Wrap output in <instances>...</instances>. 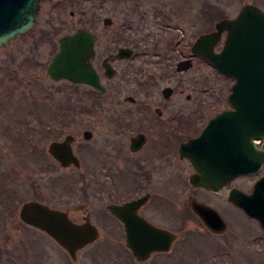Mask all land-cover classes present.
I'll return each instance as SVG.
<instances>
[{"label":"flooded vegetation","instance_id":"af4514ba","mask_svg":"<svg viewBox=\"0 0 264 264\" xmlns=\"http://www.w3.org/2000/svg\"><path fill=\"white\" fill-rule=\"evenodd\" d=\"M111 3L115 4L114 7ZM157 3L155 11L164 13L167 18V11L159 6L160 3L163 5V1L157 0ZM37 4L33 25L24 32L16 33L9 41L31 35V49H37L43 41L52 44L54 42L57 49L50 53L46 72L59 49V38L74 30L59 34L52 29H37L44 7L49 8L50 15L57 13L59 8L84 7L81 13L86 25L79 27H84L94 37L93 55L87 62L93 67L104 91L89 83L63 78L62 80L70 85L69 94H75L68 96L74 109L53 112L56 120L52 125L37 116V112L33 113L36 116L34 118H37V125H26L28 134L22 135L21 139L29 143L30 149L25 150V155L29 152L43 154L38 135L46 136L49 131L57 135L48 142L46 152L55 165L72 174L66 176L69 179L73 177L75 184L82 181L83 186L80 189L87 201V204H83L82 218L89 217L94 222L91 218V201L94 197L97 199L107 196L109 199H101L104 205L102 213H108L118 220L124 236L125 221L113 215L108 207L110 204L121 206V212L131 217L134 229L141 233L144 240L152 227L172 232L174 238L170 248L153 250L145 260H140L137 254L130 250L124 238V244L134 260L143 264L150 262L155 254L171 252L179 239L184 240L181 230L189 215L203 223L192 208L193 201L211 205L223 219L224 225L216 231H212L203 223L213 235H226L228 238L225 241L227 245L217 246V253H229L227 248L236 237V229L228 209L230 206L256 222L252 228L238 234L244 236L247 242L259 238L263 239L264 243V227L260 221L228 198L233 190L252 194L256 188L264 196L263 131L250 137L251 142L248 145L249 148L254 146L256 149L255 169L236 173V168H233L232 175L222 174L217 177L218 185L215 189L194 184L190 180L194 174L201 173L195 168L190 157L195 149L190 142L202 134L212 117L229 109L240 117L238 123L241 125L242 134L237 140L239 145H243L244 133L249 127L251 116L264 114L262 82H252L251 78L247 82H237L236 76H227L218 71L210 62L195 53L192 44L204 31L182 48L139 46L140 35L135 29V22L146 17V12L142 9L145 0H38ZM74 11H70L71 15ZM104 11L109 12L102 16ZM112 16H115L119 23L113 36L116 38L111 46L108 27L113 24ZM139 27L138 30H142ZM214 28L215 24L209 30ZM222 36H225V32ZM119 37L121 40H118ZM181 40L182 35L179 34L173 38V44L179 45ZM221 47L222 43L214 49L219 51ZM120 49H125L129 55H119ZM204 62L214 73L211 82H204ZM47 74L54 81L61 80L53 79L48 72ZM79 103L84 106L80 119L83 118L88 125L82 131L83 140L76 136L79 128L69 125L78 115L79 110L76 109L82 106L78 105ZM65 139L79 161L78 166L72 162L63 165L49 152L51 141L61 142ZM244 153H247L245 160L251 162L250 151L245 148ZM5 170L0 171V220L7 217L12 198L16 194L15 188L12 187L10 170ZM208 194L213 195L214 200L208 198ZM24 201L26 200L21 202L20 207ZM128 202H132L129 204L130 208L126 207ZM76 207L81 208L79 205ZM62 208L66 209L71 217V208Z\"/></svg>","mask_w":264,"mask_h":264},{"label":"rangeland","instance_id":"374dc122","mask_svg":"<svg viewBox=\"0 0 264 264\" xmlns=\"http://www.w3.org/2000/svg\"><path fill=\"white\" fill-rule=\"evenodd\" d=\"M162 1L163 5L160 3L159 6L167 11V18L164 13L155 11L157 0H145L142 9L146 12V17L135 22V29L140 35L139 46L153 45L173 49L190 44L200 32L211 29L220 18L217 16L212 22L207 21L204 6L216 4L223 9L222 16L229 17H234L240 7L248 2L258 4L264 9V0ZM114 5L111 3V6ZM48 9L44 7L37 29L47 28L62 34L86 25L81 13L84 7L59 8L53 15H50ZM71 10H75L73 15ZM108 12L104 11L101 15ZM112 17L113 24L108 27L111 46L119 23L115 16ZM138 26L142 30H138ZM179 34L182 35L181 43L174 45L173 38ZM31 40V35H28L0 46V171L10 170L12 187L16 190L7 217L0 220V264H143L134 260L126 248L124 232L118 220L108 213H102L104 205L101 199H109L107 196L92 199L91 218L100 228V236L79 249L75 259L48 234L25 224L18 216L21 202L34 198L59 208L67 206L71 208V217L81 221L84 214L83 204H87L80 189L83 186L82 181L75 184L73 177L69 179L66 176L72 174L55 165L46 152L48 142L57 137L53 131H49L46 136L38 135L43 154L29 152L30 154L25 155V150L30 149L29 143L21 139L22 135L28 134L26 125H37V118H34L36 116L33 113L37 112V116L52 125L56 120L53 112L74 109L68 96L75 95L69 94L68 82L62 79L54 81L46 72L50 53L57 49L54 42L52 44L43 41L37 49H31ZM203 74L204 82H211L214 78V73L206 62L203 63ZM60 101L65 102V109L57 107ZM78 105L82 106L76 109L79 110L78 115L69 125L79 128L76 136L83 140L82 131L88 125L83 118L80 119L84 106L82 103ZM207 197L214 200L213 195L208 194ZM77 205L81 208L76 207ZM228 209L236 229V237L227 248L229 253L216 251L219 244L227 245L226 235H213L198 218L189 215L181 230L184 240L179 239L171 252L155 254L150 262L144 264H264L263 239L247 242L244 236L238 234L252 228L256 222L236 208L230 206Z\"/></svg>","mask_w":264,"mask_h":264},{"label":"water","instance_id":"95a60500","mask_svg":"<svg viewBox=\"0 0 264 264\" xmlns=\"http://www.w3.org/2000/svg\"><path fill=\"white\" fill-rule=\"evenodd\" d=\"M37 3L38 0H0V45L17 32H24L32 26ZM224 31L223 46L221 50L215 51L214 47L221 43ZM93 42V35L84 27L62 35L59 49L47 67L49 75L53 79L68 78L89 83L104 91L93 67L87 62L93 55ZM192 50L211 62L218 71L227 76H236L237 82H247L251 78L252 82H262L264 86V10L252 2L243 4L234 17H222L217 20L214 30L200 34L192 44ZM119 55L129 54L125 49H120ZM239 119V115L233 114V111L223 110L212 117L202 134L190 142L195 146L190 157L195 168L201 172L190 178L192 183L215 189L219 175H232L233 168H236V173L255 169L256 149L248 145L250 137L261 131L264 133V114L251 116L243 145H239L237 140L242 134ZM233 136L235 138H229ZM245 148L251 153V162L244 158L247 155L244 153ZM48 149L63 165L71 162L79 165L67 139L51 141ZM228 198L250 216L256 217L264 227V196L257 188L252 194L233 190ZM131 203H126V207L130 208ZM108 207L115 216L125 221L126 245L140 260L147 259L153 250L169 249L174 238L172 232L152 227L144 240L141 233L134 229L131 217L121 212L120 205L110 204ZM192 208L212 231L224 225L220 214L211 205L193 201ZM19 216L25 223L49 234L72 259L77 257L79 249L100 235L98 227L89 217L81 222L74 221L66 209L52 207L36 199L24 201Z\"/></svg>","mask_w":264,"mask_h":264},{"label":"trees","instance_id":"16d2710c","mask_svg":"<svg viewBox=\"0 0 264 264\" xmlns=\"http://www.w3.org/2000/svg\"><path fill=\"white\" fill-rule=\"evenodd\" d=\"M222 13H223V9L216 4H212V6H210V7L204 6V16H205V19L207 21L212 22L213 20L216 19L217 16L222 17V15H223ZM63 103H65V102H62V101L58 102L57 107L59 109H65V104H63Z\"/></svg>","mask_w":264,"mask_h":264}]
</instances>
